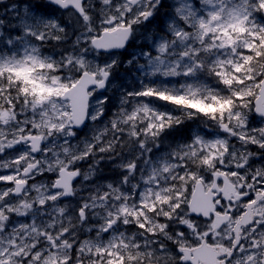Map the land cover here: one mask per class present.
Returning <instances> with one entry per match:
<instances>
[{
	"label": "snow or ice",
	"instance_id": "obj_1",
	"mask_svg": "<svg viewBox=\"0 0 264 264\" xmlns=\"http://www.w3.org/2000/svg\"><path fill=\"white\" fill-rule=\"evenodd\" d=\"M0 185V264H264V0H0Z\"/></svg>",
	"mask_w": 264,
	"mask_h": 264
},
{
	"label": "trees",
	"instance_id": "obj_2",
	"mask_svg": "<svg viewBox=\"0 0 264 264\" xmlns=\"http://www.w3.org/2000/svg\"><path fill=\"white\" fill-rule=\"evenodd\" d=\"M127 55V54H126ZM194 121H188V122H186V125H184V126H182V129H181V131H182V134H185L186 133V131H187V129L188 128H190V127H192L193 125H194ZM180 131L178 130V133H179ZM174 136L176 137V134L174 133Z\"/></svg>",
	"mask_w": 264,
	"mask_h": 264
},
{
	"label": "rangeland",
	"instance_id": "obj_3",
	"mask_svg": "<svg viewBox=\"0 0 264 264\" xmlns=\"http://www.w3.org/2000/svg\"><path fill=\"white\" fill-rule=\"evenodd\" d=\"M174 135V134H173ZM180 137V135H177V133H176V138H179ZM104 176L106 177V173L104 172ZM39 179V178H38ZM1 186H3V185H1Z\"/></svg>",
	"mask_w": 264,
	"mask_h": 264
}]
</instances>
